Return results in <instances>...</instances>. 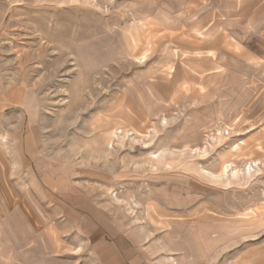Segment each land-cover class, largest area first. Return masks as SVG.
I'll use <instances>...</instances> for the list:
<instances>
[{"label":"rangeland","instance_id":"rangeland-1","mask_svg":"<svg viewBox=\"0 0 264 264\" xmlns=\"http://www.w3.org/2000/svg\"><path fill=\"white\" fill-rule=\"evenodd\" d=\"M242 1L0 0V264H100L61 234L64 197L143 264H264V35Z\"/></svg>","mask_w":264,"mask_h":264},{"label":"crops","instance_id":"crops-1","mask_svg":"<svg viewBox=\"0 0 264 264\" xmlns=\"http://www.w3.org/2000/svg\"><path fill=\"white\" fill-rule=\"evenodd\" d=\"M241 10L245 11L247 18L252 20L251 24L249 23L247 26L248 33H256L255 31H257V34L264 35V23L261 26L258 25L260 20L264 19V0H243ZM238 14L236 13L234 15L236 16ZM242 15L239 16L243 17ZM214 24L207 25L208 27L206 26L204 28V33L209 31V34H218L221 30L220 25L219 23ZM251 28L255 30H250ZM207 48L214 51L217 50V47L212 45H209ZM60 197L63 199L62 194H60ZM56 210L63 218L61 220V234L68 232L70 229H74L75 232L73 230V233H75V236L81 234L87 237L89 243L91 242L87 250L100 259V264H143V261H141L142 256L136 252L135 246L132 249L131 244L126 242L118 231L111 237V232H108L101 223L95 222V213L83 211L79 205L75 206L74 203L72 204L65 197L63 202L60 201V203L56 204ZM55 231L58 230L50 227L45 234L53 237L55 236ZM51 243L53 247L59 246L53 240Z\"/></svg>","mask_w":264,"mask_h":264},{"label":"bare ground","instance_id":"bare-ground-1","mask_svg":"<svg viewBox=\"0 0 264 264\" xmlns=\"http://www.w3.org/2000/svg\"><path fill=\"white\" fill-rule=\"evenodd\" d=\"M225 171H226V169H224V172H225ZM224 172H223V173H224Z\"/></svg>","mask_w":264,"mask_h":264}]
</instances>
